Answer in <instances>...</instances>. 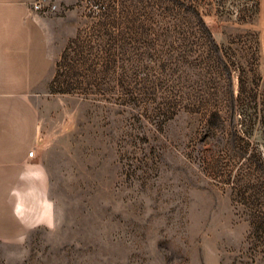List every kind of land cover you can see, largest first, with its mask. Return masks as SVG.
<instances>
[{
    "label": "rangeland",
    "instance_id": "obj_1",
    "mask_svg": "<svg viewBox=\"0 0 264 264\" xmlns=\"http://www.w3.org/2000/svg\"><path fill=\"white\" fill-rule=\"evenodd\" d=\"M51 1L48 226L0 264H264V0Z\"/></svg>",
    "mask_w": 264,
    "mask_h": 264
},
{
    "label": "crops",
    "instance_id": "obj_2",
    "mask_svg": "<svg viewBox=\"0 0 264 264\" xmlns=\"http://www.w3.org/2000/svg\"><path fill=\"white\" fill-rule=\"evenodd\" d=\"M34 1L0 0V240L7 241L48 226L46 190L33 164L37 116L28 100L53 61L47 21L32 9Z\"/></svg>",
    "mask_w": 264,
    "mask_h": 264
},
{
    "label": "built area",
    "instance_id": "obj_3",
    "mask_svg": "<svg viewBox=\"0 0 264 264\" xmlns=\"http://www.w3.org/2000/svg\"><path fill=\"white\" fill-rule=\"evenodd\" d=\"M32 9L38 14H46L48 11L55 10L57 5L51 0H35L32 5ZM34 154L33 151L28 153V157H32Z\"/></svg>",
    "mask_w": 264,
    "mask_h": 264
}]
</instances>
